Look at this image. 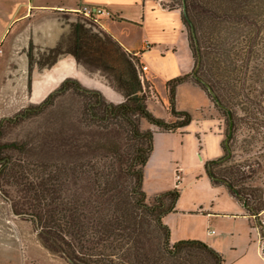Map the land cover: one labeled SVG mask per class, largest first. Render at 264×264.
Returning a JSON list of instances; mask_svg holds the SVG:
<instances>
[{
    "label": "rangeland",
    "instance_id": "374dc122",
    "mask_svg": "<svg viewBox=\"0 0 264 264\" xmlns=\"http://www.w3.org/2000/svg\"><path fill=\"white\" fill-rule=\"evenodd\" d=\"M149 1L154 6L149 21H113L110 32L131 50L139 51L130 56L143 55L142 64L149 67L148 77L153 81L157 75L170 82L192 73L195 63L182 15L163 9L173 5L170 0ZM73 16L77 19L74 31L63 39L61 48L66 53H77V62L87 73L101 76L117 88L113 70L124 66L123 51L94 22L78 15L65 18ZM76 31L89 37V46L79 49L78 37L74 38ZM53 57L50 52H34L31 64L45 65ZM154 88L149 80L145 89L147 101L157 103L156 111L166 122L181 121L172 114L171 101L165 114ZM90 103H96L91 95L70 90L58 94L53 102L28 118H18L20 111L2 120L0 145L5 149L0 155V218L13 219L15 230L27 236L28 264H70L39 241V220L33 216L57 209L58 193L70 197L97 195L94 168L109 172L111 165L118 166L120 157L133 155L139 144L148 145V141L136 139L124 118L103 116L99 111L98 117L92 116L88 111ZM175 104L177 111L190 113L192 122L174 133L149 128L141 116L133 120L141 132L159 133L153 138L143 191L149 199L179 192L173 211L162 220L170 229V244L202 241L219 252L224 264H264L257 257V252L264 256V210L253 216L226 187L214 185L205 173L208 163L225 155L226 122L222 113L207 92L190 81L177 85ZM258 129L264 136V123ZM262 147L256 145L254 151L259 152ZM260 161L262 168L253 162L258 172L252 183L262 187L264 194V159ZM178 169L182 170L179 181ZM251 205L258 208L264 202L252 198Z\"/></svg>",
    "mask_w": 264,
    "mask_h": 264
},
{
    "label": "trees",
    "instance_id": "16d2710c",
    "mask_svg": "<svg viewBox=\"0 0 264 264\" xmlns=\"http://www.w3.org/2000/svg\"><path fill=\"white\" fill-rule=\"evenodd\" d=\"M170 1L173 5L165 9L181 11L195 63L192 73L168 82L172 114L181 121L166 122L149 110L145 95L148 82L141 78L139 57L130 56L133 53L112 38L123 51L124 66L113 70L118 87L109 86L122 93L126 102L111 104L102 93L68 78L45 101L25 108L18 117L37 114L58 94L76 90L96 99V103L88 104L92 116L98 117L99 111L103 116L122 117L133 128L136 139L148 141L147 146L139 144L128 158L120 157L118 166L111 165L109 172L94 168L97 195L70 197L58 193L57 209L33 216L39 220V241L70 264H224L219 252L202 241L170 244L171 232L162 220L173 211L178 191L154 201L143 191L154 132H141L134 117L141 116L145 124L161 132L174 133L188 126L190 113L175 109V89L182 82L202 87L226 122L225 155L207 164V177L214 185L226 187L253 216L264 210V205H251L252 198L264 202L262 187L252 183L258 172L255 164L262 168L260 159H264V149L254 151L256 145L264 146L258 129L264 123V0ZM77 34L79 49L89 46V37L80 31ZM50 53L54 57L45 64L48 66L67 54L61 45ZM70 54L79 60L77 53ZM1 127L2 122L0 135ZM3 149L0 145V155Z\"/></svg>",
    "mask_w": 264,
    "mask_h": 264
},
{
    "label": "crops",
    "instance_id": "0c3cea01",
    "mask_svg": "<svg viewBox=\"0 0 264 264\" xmlns=\"http://www.w3.org/2000/svg\"><path fill=\"white\" fill-rule=\"evenodd\" d=\"M82 5H95L111 10L116 16L115 19H103L98 29L109 34L126 52H139L118 41L109 27H112L113 21L138 24L146 18L149 21L151 8H154L149 0H0V122L15 116L30 105L45 101L68 78L76 79L83 87L102 93L111 104L123 102L120 93L113 90L102 78L87 73L71 52L60 56L51 66L38 62L31 64L34 52L37 55L51 52L61 45L66 36L73 33L77 19L74 16L70 19L65 17L78 15L75 10ZM177 12L182 15L180 10ZM74 35L76 40L77 31ZM139 59L143 63L142 54ZM149 80L155 87L158 100L163 102L165 114H168L169 78H159L157 75L154 81L151 77ZM156 104L149 103L150 111L157 118L164 119L157 113ZM147 126L157 129L155 126ZM155 134L159 133L155 131L154 137ZM150 158L151 154L149 160ZM147 166L148 163L145 170ZM181 171H176L177 181L182 179ZM154 199L156 198L149 200ZM14 227L13 219L7 216L0 218V264L29 263L27 236L23 235V231L18 233ZM210 234H215V231H210ZM257 257L264 260L260 252H257Z\"/></svg>",
    "mask_w": 264,
    "mask_h": 264
},
{
    "label": "built area",
    "instance_id": "2783aa9c",
    "mask_svg": "<svg viewBox=\"0 0 264 264\" xmlns=\"http://www.w3.org/2000/svg\"><path fill=\"white\" fill-rule=\"evenodd\" d=\"M75 13L79 16H83L84 18L94 22V24L97 25H100V22L103 21V19H115L116 17L115 14L111 12V10L95 5H82L81 7L75 10ZM149 71V67L142 64L141 62L139 72L143 81H149Z\"/></svg>",
    "mask_w": 264,
    "mask_h": 264
},
{
    "label": "flooded vegetation",
    "instance_id": "af4514ba",
    "mask_svg": "<svg viewBox=\"0 0 264 264\" xmlns=\"http://www.w3.org/2000/svg\"><path fill=\"white\" fill-rule=\"evenodd\" d=\"M39 104H40V103H39ZM37 105H38V104H37ZM30 106H31V105H30ZM30 106H29V107H30ZM23 110H24V109H23ZM23 110H22V111H23ZM1 122H2V121H1ZM1 122H0V123H1Z\"/></svg>",
    "mask_w": 264,
    "mask_h": 264
}]
</instances>
